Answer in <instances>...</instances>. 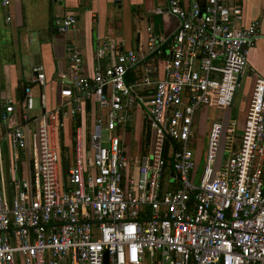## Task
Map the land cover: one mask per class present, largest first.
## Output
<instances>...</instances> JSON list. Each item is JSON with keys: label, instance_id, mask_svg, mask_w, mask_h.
Segmentation results:
<instances>
[{"label": "built area", "instance_id": "2783aa9c", "mask_svg": "<svg viewBox=\"0 0 264 264\" xmlns=\"http://www.w3.org/2000/svg\"><path fill=\"white\" fill-rule=\"evenodd\" d=\"M161 1L165 11L154 14L178 26L167 40L149 34L146 54L116 52L105 66L103 43L88 77L80 53H70L60 96L100 113L69 144L60 112L68 105L47 111L42 98L45 112L31 115L25 90L18 124L0 136V264H104L105 253L108 264H264V79L255 81L237 146L234 121L208 125L204 152L196 148L203 122L194 127L201 109L231 106L259 23L236 28L242 10L233 0ZM75 25L69 15L53 20L59 33ZM41 70L33 72L43 85ZM131 70L138 79L128 84ZM140 105L152 138L130 157L123 136ZM13 112L7 103L1 120Z\"/></svg>", "mask_w": 264, "mask_h": 264}, {"label": "crops", "instance_id": "0c3cea01", "mask_svg": "<svg viewBox=\"0 0 264 264\" xmlns=\"http://www.w3.org/2000/svg\"><path fill=\"white\" fill-rule=\"evenodd\" d=\"M206 0H183L184 4L196 2L203 6ZM241 7V18L235 22L236 28L247 27L251 22L259 23L260 39L247 56V68L241 75L239 84L242 96L238 111L233 105L220 110L213 107L203 108L197 113L199 121L207 122V111L213 114L211 122H220L224 126L228 121L237 124L235 145L243 129L245 114L257 78L264 79V0H233ZM161 7L165 11V2L161 0H11L6 9L0 5V136L19 122L23 113L28 89L32 99L31 115H40L45 110L41 99L45 101L46 110L64 107L61 119L64 124L63 139L68 144L77 127L89 126L98 117L100 111L89 103L76 102L74 98L62 99L61 82L67 77L69 56L73 51L80 53L84 74L92 77L97 50L103 43H109V51L103 65H112L110 52L111 41L115 42L116 52L133 51L139 55L146 54L148 35L157 40H167L178 26L175 17L164 12L155 15L154 10ZM73 16L76 18L74 29L59 33L53 27L57 17ZM9 17L10 21L6 22ZM150 29V30H148ZM114 53V57H115ZM157 61V76L163 77V63ZM35 67H41L44 84L35 81ZM129 76V75H128ZM128 80L130 81L129 77ZM238 88V90H239ZM25 89V90H26ZM146 95V94H145ZM11 102L14 115L9 122L1 120L5 105ZM71 110L74 115L71 116ZM146 108L137 106L126 123L123 136L124 149L130 157L147 150L152 133L146 123ZM81 118V120H80ZM82 121V122H81ZM208 124V125H209ZM208 127V126H207ZM73 128V132L72 131ZM208 129V128H207ZM206 133V132H205ZM147 138V139H146ZM147 140V143H146ZM7 148L6 142L4 143ZM7 156V155H6ZM7 159V158H6Z\"/></svg>", "mask_w": 264, "mask_h": 264}, {"label": "rangeland", "instance_id": "374dc122", "mask_svg": "<svg viewBox=\"0 0 264 264\" xmlns=\"http://www.w3.org/2000/svg\"><path fill=\"white\" fill-rule=\"evenodd\" d=\"M242 89H243V82H242V86H240L238 92H237V97H236V100H235V103H234V109L238 111L239 109V106H240V102H243V99L245 100V97L242 96ZM198 113V112H197ZM213 114V111L212 110H208L207 111V115L209 118H207V122L204 121L203 124H200L198 126L199 130H198V140L196 142V148L198 149L199 147H201V150H203V152L205 151V147H206V142H207V137L206 136V133L207 132V126L209 124V119L210 117L212 116ZM81 120V118H80ZM198 117L196 115L195 117V122H194V127H196L198 125ZM82 122V121H81ZM107 136V133H103V138L105 139ZM226 150L227 148L224 147L222 144H220L219 146V150H218V154H217V158L219 157H223L224 159L226 158L227 154H226ZM199 167H200V171H199V174H201V171H202V167H203V161L201 160L200 163H199ZM61 176L62 178H64L65 176V173L61 172Z\"/></svg>", "mask_w": 264, "mask_h": 264}, {"label": "water", "instance_id": "95a60500", "mask_svg": "<svg viewBox=\"0 0 264 264\" xmlns=\"http://www.w3.org/2000/svg\"><path fill=\"white\" fill-rule=\"evenodd\" d=\"M110 52H111V55H112V58H113V64L112 65H115V57H114V53H115V42L114 41H111V49H110ZM240 81H241V76H239L237 78V85H236V88H235V94L233 96V100H232L231 106L233 105L234 99L236 97V93L238 92V88H239ZM87 106L89 107V102H87ZM104 264H108L107 263V253L104 254Z\"/></svg>", "mask_w": 264, "mask_h": 264}, {"label": "trees", "instance_id": "16d2710c", "mask_svg": "<svg viewBox=\"0 0 264 264\" xmlns=\"http://www.w3.org/2000/svg\"><path fill=\"white\" fill-rule=\"evenodd\" d=\"M128 75H129V76H128ZM137 76H138V75H136V71H134V70L129 71V72L127 73V76H126V82H127L128 84L133 83L135 80L138 79ZM128 77H129L130 81L128 80ZM25 89H26V87H23V88H22L23 92L25 91ZM71 132H73V128H72V131H71ZM146 139H147V138H146ZM146 143H147V140H146ZM68 144H69V142H68ZM168 168H169V167H167V169H168Z\"/></svg>", "mask_w": 264, "mask_h": 264}]
</instances>
